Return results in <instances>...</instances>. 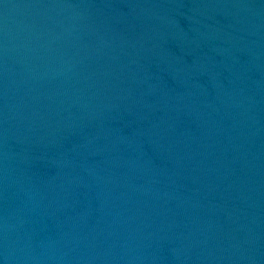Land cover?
I'll use <instances>...</instances> for the list:
<instances>
[{
    "label": "water",
    "instance_id": "1",
    "mask_svg": "<svg viewBox=\"0 0 264 264\" xmlns=\"http://www.w3.org/2000/svg\"><path fill=\"white\" fill-rule=\"evenodd\" d=\"M0 264H264V0H0Z\"/></svg>",
    "mask_w": 264,
    "mask_h": 264
}]
</instances>
